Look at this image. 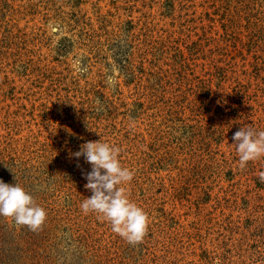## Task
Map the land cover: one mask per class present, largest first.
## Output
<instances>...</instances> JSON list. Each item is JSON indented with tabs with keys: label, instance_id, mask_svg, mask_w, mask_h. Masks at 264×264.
I'll return each instance as SVG.
<instances>
[{
	"label": "rangeland",
	"instance_id": "1",
	"mask_svg": "<svg viewBox=\"0 0 264 264\" xmlns=\"http://www.w3.org/2000/svg\"><path fill=\"white\" fill-rule=\"evenodd\" d=\"M264 0H0V179L46 210L0 216V264H264ZM120 149L139 243L84 214L71 154Z\"/></svg>",
	"mask_w": 264,
	"mask_h": 264
},
{
	"label": "clouds",
	"instance_id": "2",
	"mask_svg": "<svg viewBox=\"0 0 264 264\" xmlns=\"http://www.w3.org/2000/svg\"><path fill=\"white\" fill-rule=\"evenodd\" d=\"M239 166L245 167L250 160L264 157V131L242 126L233 133ZM120 149L108 142L86 141L71 155L83 157L90 164V171L83 172L84 187L91 195L84 199L80 208L84 214L95 212L110 223L111 230L131 244L139 243L146 231L148 218L144 209L131 201L122 185L131 181L134 172L122 166ZM264 181V171L259 173ZM46 210L35 203L32 195L19 184L0 179V216L12 217L18 225H27L36 231L46 219Z\"/></svg>",
	"mask_w": 264,
	"mask_h": 264
}]
</instances>
